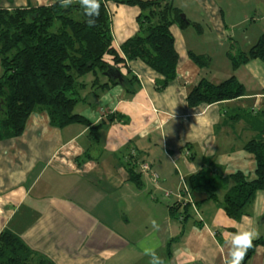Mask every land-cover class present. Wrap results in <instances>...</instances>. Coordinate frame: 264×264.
Listing matches in <instances>:
<instances>
[{
    "label": "crops",
    "instance_id": "1",
    "mask_svg": "<svg viewBox=\"0 0 264 264\" xmlns=\"http://www.w3.org/2000/svg\"><path fill=\"white\" fill-rule=\"evenodd\" d=\"M169 1L189 25L169 27L178 60L176 77L165 87L157 88L161 75L130 60L117 67L122 75L128 68L138 81L131 97L119 84L95 95L85 76L74 111L91 125L97 123L90 117L98 123L115 117L98 130L96 141L87 126H52L45 110L33 111L19 136L0 139V231L17 235L45 263L150 264L154 251L164 264H221L233 225L248 221L264 239V190L238 220L207 193L202 202L186 205L182 219L173 213L191 192V174L216 178L219 199L232 185L230 174L255 176V159L243 145L264 125V58L233 69L229 52H246L264 35V0ZM51 3L0 0L6 9ZM106 6L119 52L138 29L140 9L114 0ZM190 52L208 65L199 66ZM230 76L243 86L241 97L187 105V93L200 79L219 83ZM106 93L110 99L102 100ZM141 162L150 163L161 189L139 173ZM244 264H264V246L257 245Z\"/></svg>",
    "mask_w": 264,
    "mask_h": 264
},
{
    "label": "trees",
    "instance_id": "2",
    "mask_svg": "<svg viewBox=\"0 0 264 264\" xmlns=\"http://www.w3.org/2000/svg\"><path fill=\"white\" fill-rule=\"evenodd\" d=\"M114 1L136 5L140 9L136 18L138 29L120 44L119 52L112 46L107 0H101L100 16L91 27L77 0H73L68 7L61 6L60 0L30 8L6 9L0 5V139L19 136L29 115L33 111L45 110L52 126H87L89 135L96 141L98 130L115 117L107 116L91 125L74 111L75 105L82 99L80 91L86 85V75L91 77L89 85L95 95L119 84L130 97L138 88L136 77L126 68V74L119 82L103 74L107 69H118L119 64L125 65L127 61L138 59L162 76L157 83L158 89L176 77L178 54L169 27L175 22L181 27L189 25L187 19L180 18L181 11L169 0ZM106 56L111 62L106 60ZM190 56L199 66L208 65L207 58L191 52ZM256 58H264V35L246 52H229L233 69ZM243 94L244 88L234 76L219 83L202 78L190 88L186 102L194 107L235 99ZM261 114L264 117V102ZM243 149L255 159V176L249 179L240 171L230 174L228 179L232 185L221 199L215 194L216 178L207 177L203 171L187 178L191 192L207 193L209 199L234 220L247 212L255 193L264 190V125L258 137L246 141ZM132 177L138 178V175ZM186 208L185 205L181 212L184 217ZM177 211L178 207L174 206L173 213ZM257 245L264 246V239L253 241L243 264ZM30 262L45 264L46 261L35 257L17 235L6 229L0 231V264Z\"/></svg>",
    "mask_w": 264,
    "mask_h": 264
},
{
    "label": "clouds",
    "instance_id": "3",
    "mask_svg": "<svg viewBox=\"0 0 264 264\" xmlns=\"http://www.w3.org/2000/svg\"><path fill=\"white\" fill-rule=\"evenodd\" d=\"M52 2L55 3V0H52ZM77 2L87 17V24L90 27L94 26L100 16L101 0H77ZM72 3L73 0H60V4L63 7H68ZM110 96V93H106L101 99L109 100ZM90 118L93 119L94 123H98V117ZM233 228L234 231L226 237L228 249L222 257L221 264H243L248 250L253 246V241L259 235L257 230L248 221L233 225ZM148 254L151 257L150 264H164V261L154 251Z\"/></svg>",
    "mask_w": 264,
    "mask_h": 264
},
{
    "label": "built area",
    "instance_id": "4",
    "mask_svg": "<svg viewBox=\"0 0 264 264\" xmlns=\"http://www.w3.org/2000/svg\"><path fill=\"white\" fill-rule=\"evenodd\" d=\"M139 173L142 174L144 177L148 178L152 187L154 189H161L160 184H159V177L155 171L151 169L150 163L149 162H141L139 165ZM165 196L169 195V191L164 190L163 191ZM187 204H195L193 203V197L191 195V192L188 193V196L186 198H181L175 206L178 207V211L180 212L179 214V219H182V211L185 205Z\"/></svg>",
    "mask_w": 264,
    "mask_h": 264
},
{
    "label": "water",
    "instance_id": "5",
    "mask_svg": "<svg viewBox=\"0 0 264 264\" xmlns=\"http://www.w3.org/2000/svg\"><path fill=\"white\" fill-rule=\"evenodd\" d=\"M180 18L185 20V15L183 13L180 14ZM107 77L117 79L119 82L122 81L123 75L117 68H109L104 73ZM191 195L193 197V203H199L202 202L207 198V194L204 192H191ZM262 222L264 223V216L262 218ZM48 264V263H45Z\"/></svg>",
    "mask_w": 264,
    "mask_h": 264
},
{
    "label": "rangeland",
    "instance_id": "6",
    "mask_svg": "<svg viewBox=\"0 0 264 264\" xmlns=\"http://www.w3.org/2000/svg\"><path fill=\"white\" fill-rule=\"evenodd\" d=\"M181 13H183V12H181ZM184 14V13H183ZM260 24H262V23H260ZM231 47H233L232 45H231ZM29 264H34L33 262H30Z\"/></svg>",
    "mask_w": 264,
    "mask_h": 264
}]
</instances>
